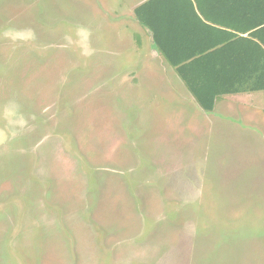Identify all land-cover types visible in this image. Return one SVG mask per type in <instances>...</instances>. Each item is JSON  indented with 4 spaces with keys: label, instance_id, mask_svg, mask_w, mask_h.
Wrapping results in <instances>:
<instances>
[{
    "label": "rangeland",
    "instance_id": "obj_1",
    "mask_svg": "<svg viewBox=\"0 0 264 264\" xmlns=\"http://www.w3.org/2000/svg\"><path fill=\"white\" fill-rule=\"evenodd\" d=\"M143 1L0 0V264H264V90L202 110Z\"/></svg>",
    "mask_w": 264,
    "mask_h": 264
},
{
    "label": "trees",
    "instance_id": "obj_2",
    "mask_svg": "<svg viewBox=\"0 0 264 264\" xmlns=\"http://www.w3.org/2000/svg\"><path fill=\"white\" fill-rule=\"evenodd\" d=\"M228 7L235 16L216 26L203 21L196 0H145L134 8L206 112L221 95L264 90V0H233Z\"/></svg>",
    "mask_w": 264,
    "mask_h": 264
},
{
    "label": "crops",
    "instance_id": "obj_3",
    "mask_svg": "<svg viewBox=\"0 0 264 264\" xmlns=\"http://www.w3.org/2000/svg\"><path fill=\"white\" fill-rule=\"evenodd\" d=\"M232 1L233 0H196V2L200 5V9L202 11L200 13V15L203 18V21L205 23H209L210 25H213V26H216L218 24L221 25V23H220L221 20L222 21L229 22V21H231L233 19V17L235 15L233 13H231L230 10L227 9V8H229L228 5L231 4ZM225 6H227V8H225ZM261 14H264V13H262V11H261ZM166 18H168V17H166ZM215 23H218V24H215ZM145 31L147 32V35L149 37L150 43L155 48V50L153 51V54H155V56L161 54V52L159 51V49L157 47H155L154 41L151 40V38H150V34H151V36H153L151 30H149L148 28H146ZM166 49L168 50V48H166ZM162 57L164 58L163 55H162ZM164 60H165L166 63H168L165 58H164ZM186 90H187V88H186ZM240 94H245V93L226 94V95L219 96L216 99V101H215L214 109H215V107L219 108L220 105L222 106L221 108H224V107H227V106L230 107V104H231L230 102L234 99L235 96H237V95L238 96H242ZM192 98H193V96H192ZM225 101L228 102V105H225L224 104Z\"/></svg>",
    "mask_w": 264,
    "mask_h": 264
},
{
    "label": "water",
    "instance_id": "obj_4",
    "mask_svg": "<svg viewBox=\"0 0 264 264\" xmlns=\"http://www.w3.org/2000/svg\"><path fill=\"white\" fill-rule=\"evenodd\" d=\"M150 38H151V40H153V36H151V34H150Z\"/></svg>",
    "mask_w": 264,
    "mask_h": 264
}]
</instances>
